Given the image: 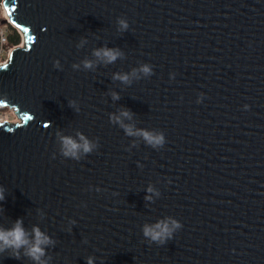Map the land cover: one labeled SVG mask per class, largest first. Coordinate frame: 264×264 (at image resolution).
<instances>
[{
	"label": "water",
	"instance_id": "1",
	"mask_svg": "<svg viewBox=\"0 0 264 264\" xmlns=\"http://www.w3.org/2000/svg\"><path fill=\"white\" fill-rule=\"evenodd\" d=\"M3 8L22 39L0 65L19 120L0 122V230L39 228L44 264H264V0ZM24 251L0 264H35Z\"/></svg>",
	"mask_w": 264,
	"mask_h": 264
},
{
	"label": "clouds",
	"instance_id": "2",
	"mask_svg": "<svg viewBox=\"0 0 264 264\" xmlns=\"http://www.w3.org/2000/svg\"><path fill=\"white\" fill-rule=\"evenodd\" d=\"M6 19V17L4 18ZM3 21V20H2ZM121 29L127 30L128 25L125 21H120ZM11 26V25H10ZM19 46V45H18ZM15 46V47H18ZM13 48V47H11ZM12 50V49H11ZM97 57L101 55L106 58V62L111 63L117 59L118 53L115 50L111 49H101L95 53ZM85 67H91L90 63H86ZM145 73L149 72L148 67H144L142 69ZM121 80H127V76L118 77ZM71 104V102H70ZM247 108V106H245ZM124 115H127L125 113ZM129 134L131 133L130 129H126ZM144 139L152 146L160 145L163 143L162 136H153L147 132L142 133ZM83 139V137H81ZM63 144L67 151H65V155H74L75 150L79 149L81 145H78L70 138H65L63 140ZM83 150L88 152L89 146L87 142L83 144ZM151 191V189H149ZM150 196H146L145 199H150ZM4 199L3 193L0 192V201ZM181 225L176 221H172V227H169L167 223H157L154 226L145 225L143 228V235L145 238L149 239L151 242L156 244H163L167 240L172 239L173 231L177 228H180ZM33 240L30 241L27 237L28 234L22 227L21 221H16L14 227L9 231L0 230V253H3L6 250H11L10 257L19 259L21 252L20 250L25 249L23 255L30 258L35 264H44L42 261V257L45 255L44 247L47 246L51 241L47 236H45L39 228L34 227L32 229ZM87 264H93V259L90 257L87 261Z\"/></svg>",
	"mask_w": 264,
	"mask_h": 264
},
{
	"label": "built area",
	"instance_id": "3",
	"mask_svg": "<svg viewBox=\"0 0 264 264\" xmlns=\"http://www.w3.org/2000/svg\"><path fill=\"white\" fill-rule=\"evenodd\" d=\"M3 18H5V10L3 8V0H0V65L6 63L8 55L12 49V48H5L7 39L5 36V30L3 29L4 25L2 24ZM10 111H12V110H10ZM0 122H1V120H0Z\"/></svg>",
	"mask_w": 264,
	"mask_h": 264
},
{
	"label": "trees",
	"instance_id": "4",
	"mask_svg": "<svg viewBox=\"0 0 264 264\" xmlns=\"http://www.w3.org/2000/svg\"><path fill=\"white\" fill-rule=\"evenodd\" d=\"M5 36L7 39L5 48L18 46L21 41L20 34L18 33V31L8 24L5 26Z\"/></svg>",
	"mask_w": 264,
	"mask_h": 264
},
{
	"label": "rangeland",
	"instance_id": "5",
	"mask_svg": "<svg viewBox=\"0 0 264 264\" xmlns=\"http://www.w3.org/2000/svg\"><path fill=\"white\" fill-rule=\"evenodd\" d=\"M4 19V18H3ZM8 24V23H7ZM6 24V25H7ZM4 25V24H3ZM6 25H4V30H5V26ZM9 25V24H8ZM22 36L20 35V38H21ZM22 39V38H21ZM19 46L21 45V41H20V43L18 44ZM1 110H0V120H1V122H3V121H7V122H10V123H15V122H19V120H18V118L15 116V114L12 112V111H10V109H7V108H0ZM3 109V110H2Z\"/></svg>",
	"mask_w": 264,
	"mask_h": 264
},
{
	"label": "bare ground",
	"instance_id": "6",
	"mask_svg": "<svg viewBox=\"0 0 264 264\" xmlns=\"http://www.w3.org/2000/svg\"><path fill=\"white\" fill-rule=\"evenodd\" d=\"M5 17H6V19H8L6 15H5Z\"/></svg>",
	"mask_w": 264,
	"mask_h": 264
},
{
	"label": "snow or ice",
	"instance_id": "7",
	"mask_svg": "<svg viewBox=\"0 0 264 264\" xmlns=\"http://www.w3.org/2000/svg\"><path fill=\"white\" fill-rule=\"evenodd\" d=\"M47 126V125H46Z\"/></svg>",
	"mask_w": 264,
	"mask_h": 264
}]
</instances>
